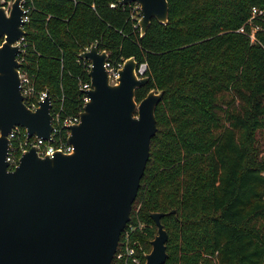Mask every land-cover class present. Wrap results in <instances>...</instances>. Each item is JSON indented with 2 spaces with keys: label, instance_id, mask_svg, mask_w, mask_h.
Listing matches in <instances>:
<instances>
[{
  "label": "trees",
  "instance_id": "16d2710c",
  "mask_svg": "<svg viewBox=\"0 0 264 264\" xmlns=\"http://www.w3.org/2000/svg\"><path fill=\"white\" fill-rule=\"evenodd\" d=\"M115 1L33 0L21 71L76 115L80 84L90 80L79 58L86 48L115 63L145 62L150 81L137 101L165 93L120 238L132 227L147 254L157 233L150 214L163 212L164 264H264V0H168V23L153 19L143 37L128 7L109 6ZM253 7L262 13L251 19Z\"/></svg>",
  "mask_w": 264,
  "mask_h": 264
},
{
  "label": "water",
  "instance_id": "95a60500",
  "mask_svg": "<svg viewBox=\"0 0 264 264\" xmlns=\"http://www.w3.org/2000/svg\"><path fill=\"white\" fill-rule=\"evenodd\" d=\"M21 0L6 12L0 5V264H112L150 156L157 131L156 108L163 90L151 89L140 101L136 90L150 81L137 74L135 57L124 60L115 83L105 68L106 50L95 44L79 54L89 60V100L80 120L69 127L71 153L41 157L27 150L8 169V134L22 126L28 135L51 136V98L27 108L20 91L17 42L22 28ZM141 8L140 35L152 20L166 25L168 0H122ZM175 213L176 211H171ZM152 212L157 233L144 264H164L168 233Z\"/></svg>",
  "mask_w": 264,
  "mask_h": 264
},
{
  "label": "built area",
  "instance_id": "2783aa9c",
  "mask_svg": "<svg viewBox=\"0 0 264 264\" xmlns=\"http://www.w3.org/2000/svg\"><path fill=\"white\" fill-rule=\"evenodd\" d=\"M122 0H116L115 2L110 3L111 8L120 7H128L131 12L132 19L136 20L135 26L140 28L139 20L141 19L142 13L140 5L136 2H131L129 4H121ZM13 1L0 0V5L5 7L6 12L11 8ZM20 7L23 10L22 16V28L25 29V25L30 20V13L34 9L33 0H21ZM94 7V5H92ZM262 11H259L257 8L253 7L251 11V19L256 15H260ZM250 19V22H251ZM254 28V27H253ZM256 29H259L258 26H255ZM238 32L244 33V29L240 28ZM251 39H254V33L250 34ZM19 46V53L17 54V60L22 64L24 62V54L27 50L28 43L25 40V36L21 37L17 42ZM90 48H86L84 51H88ZM83 51V52H84ZM101 52V50H98ZM108 53V52H107ZM88 61V71L90 70L92 64ZM124 62V61H123ZM121 63H115L108 59L105 63V68L110 77V83H115L116 78L119 75V70L122 68ZM147 64L140 63L137 67V74L139 77H143L146 75ZM19 77H20V91L23 96V101L26 104L27 108L31 110H36L40 104V102L44 101L48 94L46 90L36 91L33 80L27 75V73L21 71L19 69ZM91 88L90 80L89 82H85L80 84V89L83 94V104L82 109L85 103L89 100V97L85 93V91ZM50 96V95H49ZM51 98V123H52V131L51 136L48 140L42 137L29 136L26 129L22 126H14L13 130L8 134L9 139V147L7 150L6 161L8 163V169L13 170L20 162L21 156L30 148H35L37 154L41 157L46 155L52 156L54 152L60 151L63 153H71L73 151V146L68 142V137L70 135L69 127L75 125L79 122L80 117L79 113L76 115H64L63 108V97L60 100H56V98L52 101ZM134 229L130 227L129 230H126L120 238L116 253L113 258L114 264H142L143 257L145 258V253L142 250V247L137 241H133L131 239V231ZM122 235V234H121ZM136 246L139 248L140 252L136 250Z\"/></svg>",
  "mask_w": 264,
  "mask_h": 264
},
{
  "label": "rangeland",
  "instance_id": "374dc122",
  "mask_svg": "<svg viewBox=\"0 0 264 264\" xmlns=\"http://www.w3.org/2000/svg\"><path fill=\"white\" fill-rule=\"evenodd\" d=\"M259 26H260V25H259ZM260 29H261V26H260ZM258 30H259V29H256L255 27L252 28V32L254 33V36H255L253 40H252L251 37H250V39H251L252 42L256 40V34H255V33H256ZM232 97H233L232 94H230V93H226V94H225V97L223 98V101H224V102L231 101V100H232ZM237 104H238V101H235V104H234V105H237ZM223 107H224V109L227 108V106H226L225 104H223ZM262 144H263V147H264V138L262 139ZM263 154H264V151H263Z\"/></svg>",
  "mask_w": 264,
  "mask_h": 264
},
{
  "label": "flooded vegetation",
  "instance_id": "af4514ba",
  "mask_svg": "<svg viewBox=\"0 0 264 264\" xmlns=\"http://www.w3.org/2000/svg\"><path fill=\"white\" fill-rule=\"evenodd\" d=\"M112 264H114V263H112Z\"/></svg>",
  "mask_w": 264,
  "mask_h": 264
}]
</instances>
